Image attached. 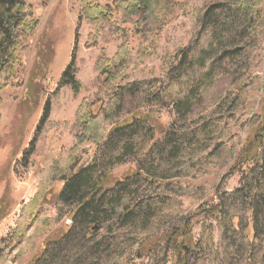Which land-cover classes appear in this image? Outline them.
I'll list each match as a JSON object with an SVG mask.
<instances>
[{"label":"rangeland","instance_id":"374dc122","mask_svg":"<svg viewBox=\"0 0 264 264\" xmlns=\"http://www.w3.org/2000/svg\"><path fill=\"white\" fill-rule=\"evenodd\" d=\"M30 3L37 25L18 53L15 79L0 92V198L11 201L0 220V248L6 246L2 240L15 227L22 206L36 193L38 175L48 163L61 173L58 178L76 171L92 155L95 173L120 160L116 138L77 142L82 130L75 119L82 104L90 107L102 100L99 115L108 108L111 119L105 135L131 118L143 119L145 108L159 112V117L153 133L139 122L131 135H123V141L131 137L134 147L112 167L106 184L113 187L137 170L124 186L141 203L133 220L120 223L118 216L128 199L121 195L97 221L86 223L88 217L78 216L72 222L77 201L58 205L62 187L58 178L45 184L48 193L39 207L53 226L34 236L42 228L37 219L28 229L33 240L22 241L20 252L11 249L0 264H32L49 233L56 237L70 228L74 234L69 243L62 242V248L46 255L41 264H176L177 249L187 252L185 264H263L264 215L258 217L260 230L250 243L253 222L241 205L247 190L240 188L245 176H252V168H259L253 159L243 157L251 149L242 148L264 128V0H168L156 38L151 32L150 41L143 42L138 33H129L122 86L135 84L123 93L121 103L110 107L97 63L104 56L112 59L123 42V33L114 31V20L94 28L81 16V0ZM181 53L186 58L175 95L165 87L169 78H164ZM206 54L204 61L213 68L203 79L199 69ZM214 57L217 61L212 62ZM69 65L81 84L78 94L59 85ZM156 91L159 99L147 103L154 109L145 106V92ZM261 152L264 135L256 154ZM91 176L93 182L96 175ZM154 200L162 201L165 214L150 216L158 220L154 224L140 220L143 206ZM82 223L88 227L84 238L76 230ZM173 230L181 232L175 239L170 237ZM31 243H36L35 249ZM71 246L72 255L63 260ZM141 246L143 255L137 257ZM114 252L119 257H112Z\"/></svg>","mask_w":264,"mask_h":264},{"label":"trees","instance_id":"16d2710c","mask_svg":"<svg viewBox=\"0 0 264 264\" xmlns=\"http://www.w3.org/2000/svg\"><path fill=\"white\" fill-rule=\"evenodd\" d=\"M81 4V16L94 28H97L101 21L113 19L115 33H123V42L119 46L114 57L112 59L105 56L101 57L97 63V69L101 74V81L106 86L105 91L108 94L110 107V105H114L115 103H121L123 93L127 92L128 89L135 84L130 83L122 86V83L125 80V70L122 68V65L130 55L128 41L131 35H129V33H138L140 38L144 40L143 42L150 41L152 38L150 34L151 32H154L153 36L156 38L158 32L163 27V21L165 19L160 16L163 11L166 10L168 0H81ZM37 22L38 20L34 17L30 0H0V92L9 84V81L15 79V70L20 65L18 53L24 49V44L30 34L34 31ZM123 25H128L129 28H122ZM141 27H144V29L141 30ZM185 58L186 55L181 53L177 57L176 62L171 64L168 68L167 74H165V81L169 78L165 87H167V90L169 91H174L175 95L179 93L181 84L178 81V72L183 68L182 64L184 63ZM206 58L208 60L207 54L201 56V68L199 70L201 71L203 69V79L207 77L206 74L213 68H211L210 65L207 66L208 64L204 61ZM213 60L217 61V57H214L211 61L213 62ZM173 75H175V77ZM59 85H67L71 88L74 94L79 93L81 84L74 76V70L71 65L67 66L65 71L61 74ZM159 92L160 91H156L154 94L151 92H149L150 94L145 92L146 94L144 95L145 98L143 100L145 106L150 107L147 103L159 99ZM102 106L103 102L102 100H99L92 103L90 107H87L85 104H82L79 107L75 124L82 130V132L76 136V139L79 144H82L88 143L93 138L98 140L102 139V141L107 139L108 142L116 138V143L118 144L116 145V147H118L117 158L120 159L115 164L117 165L124 160L122 157L134 147L131 143V137H128L123 141V135H131V133L140 125L139 122L145 124L148 134L153 133V124L159 117V112H153L152 110L145 108L143 119H137V121L134 122L131 118L129 123L110 128L107 135H105L108 121H110L111 117L109 118L110 114L106 111L108 108L99 115ZM150 108L154 109L153 107ZM44 113V116H46L47 112ZM259 131L260 132L254 134L252 138H249L248 140H250V142L242 148V151L244 152L251 149L249 154H244L243 157L247 158L246 160L253 159L255 161L254 166L258 165L259 167V172L257 171V167L252 168V176L248 178L246 175L242 181L243 186L240 188L247 190V194L241 200V205H243V207L249 212L250 221L253 222V225L251 226L252 240L250 243L254 242L260 230L257 219L260 215H264V153L261 152L260 154H256L258 146L262 143L264 128L262 127ZM93 157L94 155H92L88 163L69 175H60L58 177L59 179L57 176L61 173L53 170V164L51 163H48L43 169V174L41 176L37 174L38 187L36 193L22 206L15 227L10 235L2 240V243L6 246L0 248V263L5 261V258L10 254L11 249L13 250L17 247V252H20L21 249L18 247L22 241L28 243L33 240L31 234H28V229L35 224L37 219L41 218L42 225L40 227L42 228H37L36 231L38 232H36L37 234L35 233L34 236H42V234L46 233V231L53 226L51 223L52 220L48 219L39 207L44 203L43 199L45 194L48 193V191L44 190L45 186L55 182L57 179L62 182L61 190L56 198L59 203L57 204L60 206V204H66L70 200L77 201L75 215L72 216L71 219L72 222L75 221L78 216H84V218L88 217L89 220L86 218L84 220L86 223L89 221H97L102 218L101 215L103 213L111 211L116 206L121 195L127 196L128 199H124V207L118 216L120 223H125L135 218L133 217V213L141 203L140 201H135L134 194H132V192H129L130 194H128V192L124 190V186L126 185V181L132 178L133 174L137 173V170L132 174H127L123 181L116 180L113 187L106 186L111 177L110 173L112 167L115 165H113V162L108 163L104 170L100 171L97 169L95 173L93 172V167L90 165ZM91 174L96 175L95 180H93L94 178L92 179L93 182L90 181V177H92ZM251 183L254 187L253 190L251 188ZM90 186L91 188H89ZM99 190L102 192H99ZM10 202L11 201L7 196L0 198V220L7 215ZM132 202L134 203V206L130 205ZM143 207H145L143 208L144 215L141 216L140 220L151 222L153 224L158 220L154 221L150 216L156 214L159 218H162L161 216L165 214L164 212L166 211L162 201L157 200L148 201ZM85 211L87 213L83 214ZM218 213L219 210H216L214 214L215 218L218 216ZM221 214H224L223 210H221ZM76 222H78V220H76ZM90 229L94 230V227H90ZM76 230H78L82 238H84L86 233H88L87 224L82 223L79 228L76 225ZM49 234L43 240L44 247L41 253L35 257L32 264H41L46 255L57 251L58 247L62 248V246H60L62 242L66 241L69 243L68 241L72 239L74 234V228L68 229L65 233L63 232L62 235L60 234L61 236L59 235L60 237L50 236ZM180 234L181 232L178 233L176 230H173L170 237L171 239H175ZM31 247L32 249H35L36 243H31ZM66 247L67 246L63 248ZM72 249L74 251V248L71 246L70 250H66L63 253V260L65 258L66 260L69 259L72 255ZM143 250V246L138 248L137 257L143 255ZM185 253L187 252L184 251L182 254L181 249H177L176 264H185ZM119 255L120 253L114 252L112 257L117 258Z\"/></svg>","mask_w":264,"mask_h":264},{"label":"water","instance_id":"95a60500","mask_svg":"<svg viewBox=\"0 0 264 264\" xmlns=\"http://www.w3.org/2000/svg\"><path fill=\"white\" fill-rule=\"evenodd\" d=\"M90 159H91V157L90 158H86V160L84 161V163L80 164V166L77 168V170L79 168H81L82 166H84L86 163H88Z\"/></svg>","mask_w":264,"mask_h":264}]
</instances>
